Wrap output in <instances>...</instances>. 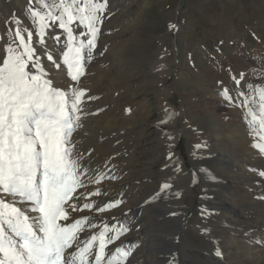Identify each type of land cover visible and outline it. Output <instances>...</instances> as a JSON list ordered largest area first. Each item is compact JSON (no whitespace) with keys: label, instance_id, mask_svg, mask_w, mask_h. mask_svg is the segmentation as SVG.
<instances>
[{"label":"rangeland","instance_id":"obj_1","mask_svg":"<svg viewBox=\"0 0 264 264\" xmlns=\"http://www.w3.org/2000/svg\"><path fill=\"white\" fill-rule=\"evenodd\" d=\"M120 1L134 3L137 0ZM96 2L106 3V8L102 14H98L100 19L96 22L98 32L93 49L106 51V48H100L105 36L108 38L120 32L132 21H127L124 28L118 27L113 19L115 16L113 0H96ZM144 2H147V7L141 9L139 5L133 14L136 18L141 12L134 30V45L130 52L126 53L135 64L134 70L141 80L140 90L144 92L141 101L144 108L141 114H143L137 116L136 112L137 117L134 118L131 126L132 131H138L136 137L138 144L133 145L132 141L130 147L136 150L137 153L134 154L138 157L139 163L138 171L130 176L129 185H134L138 181L141 184L143 199H149L156 194L155 201L146 204L147 212L151 213L150 219L154 221L161 212L159 204L166 203L171 196L166 189L163 193L159 192L169 177L163 170L168 167L167 162L171 154L176 155L177 163H183L181 167L183 171L191 173L195 170L203 184L207 183L202 173V168L205 167L199 162L200 159L207 158L209 168L216 173H222L221 182L214 193L215 200L212 201L226 208V198L234 200L230 205L235 207L238 213H242L235 221H242L244 217L248 219L244 215L250 210L260 213L258 217L253 216V219H262L264 209L261 208V203L252 204L240 195H236L237 198L231 197L233 193L228 188L232 175L226 161L238 160L240 157L233 152L234 143L225 133H220L223 128L217 127L215 116L212 113L199 114V110L194 106L198 105V108L202 106L201 110L205 107L210 110L213 108L212 111L217 110V115L224 121L230 115L233 104L238 107L239 97L245 98L246 105H252L251 109H255L254 112L249 110L250 114L256 115L261 110V104L264 102L260 100L256 89H264V55L256 58L255 54L258 51L264 53V0H140V3ZM59 3L60 0H42V2L33 0L32 3H29V0H0V63L5 57V49L9 43L18 51H23L19 48L20 42L15 40L17 25L9 23L18 19L24 41L28 42V32L31 31L33 34L31 46L35 57L40 59V64H46L44 58L48 40L43 45L40 43V37L36 35L39 24L34 22L27 9L32 8L46 15L48 9L44 5ZM55 14L60 15L59 11ZM43 23L50 25L51 22L45 19ZM71 27L74 29L76 40L83 36L81 32L87 33V29L79 27L78 22ZM44 32L50 34L51 43L55 46L52 50L59 48V44L62 46V43L67 42V35L59 29L58 23L43 29L42 35ZM55 36L60 37L59 41L53 38ZM156 59L158 68L153 70L151 64ZM235 79L240 80V85L235 83ZM156 80L161 82L157 84ZM152 85L157 86L156 88L161 85L159 89L165 87L168 91L165 100L163 99L165 106L169 108L165 117L160 114L161 110L159 111L157 96L152 91ZM211 87L214 92L209 93L207 89L210 90ZM225 88L232 98L231 102L218 99L217 94L221 90L224 92ZM238 93H243L245 97ZM112 97L116 96L112 94ZM124 97L118 98V103L124 104ZM216 99L219 102L216 103ZM110 105L112 106L113 103ZM133 110L135 111L134 108ZM134 111L132 113H135ZM242 117L243 121L239 120L244 124L247 117L244 114ZM184 131H190L189 135L183 134ZM216 131H220V134ZM134 136L135 133L130 135L131 138ZM186 136L196 139L193 142L195 151L192 152L198 155L195 159H192L186 151L189 142ZM196 145L201 147L197 149ZM125 163L129 164V160H125ZM121 164L122 161L118 163L119 166ZM247 167L245 165V168ZM242 173L243 175L246 173L243 177L247 180L255 175L249 170H244ZM197 198L198 192L192 186L180 201L182 203L180 211L184 213L183 231L188 241L182 239L181 245L186 250H193L192 257L198 252L210 251L213 246L211 238L196 228L197 217L202 211ZM224 249L229 254V264L244 263L243 244L234 242L231 247L224 246Z\"/></svg>","mask_w":264,"mask_h":264},{"label":"bare ground","instance_id":"obj_2","mask_svg":"<svg viewBox=\"0 0 264 264\" xmlns=\"http://www.w3.org/2000/svg\"><path fill=\"white\" fill-rule=\"evenodd\" d=\"M139 5L141 9H144L148 4L147 2L140 3V0L134 1V3L113 0L115 16L112 18L117 22V26L124 28L127 21L131 20L132 22L120 32L108 38L105 36L106 41H104L105 38L102 40L100 48H106V51L92 49L89 57L87 49H85V52L82 53L84 55V75L77 81L71 80L67 74V66L63 63V52L67 51L64 46L66 43H62V46L59 44L60 49L52 50L55 46L51 43L50 34L43 33V41L48 40V42L47 47L44 45L46 47L44 58L46 64H40L41 69L46 75L50 74L55 86L69 94L72 89L85 92L79 106L81 111L75 114L79 119L69 138L73 156L85 172V175L81 177L85 186L77 189L79 198L74 201L81 210L70 211V221H60V223L74 222V219L83 220L84 231L80 233L82 240L102 231L106 225H111L107 235L112 236L119 233V238L108 245L106 251L109 252V256L107 258H111V255L115 254L119 264H229V254L225 251L224 246L231 247L234 242L243 244L242 255L245 260L242 264H264V216L260 220L253 219V216L258 217L260 213L250 210L244 215L248 219L244 217L242 221H235L242 213H238L235 207L230 205L234 200L225 197L227 202L225 209L212 201L215 200L214 193L219 187L222 173H216L209 168L207 158L200 159L199 162L205 167L202 168V173L207 179V183L203 184L199 180L200 178L198 179L195 170L191 173L183 171L181 169L183 163H177L176 155L171 154L167 162L168 167L163 170L169 175L167 184L170 187L166 191L171 196L169 200L166 199L168 202L159 204L161 212L154 221L150 219L151 213L147 212L146 204L155 201L156 194L149 199H143L141 198V184L136 181L134 185H129L130 176L138 171L139 163L138 157L134 154L136 150L130 147L132 141L133 145L138 144V138H136L138 131H132L131 126L134 118L142 115L141 111L144 109L141 103L144 97V92L142 89L140 90L141 80L134 70L135 64L126 56V53L134 45V30L141 12L136 18L133 14ZM86 40L85 33L77 42L84 41L86 43ZM48 54L53 56V61L48 60ZM263 55L264 53L258 51L255 57ZM168 66L170 67V65ZM151 68L157 70V59L151 64ZM33 72H35L34 69ZM155 82L158 84L161 81L156 80ZM156 87L151 86L157 96L160 114L165 117L169 111V108L164 104V98L168 91L165 90V87L159 89L161 85L158 86L159 88ZM207 90L209 93L214 92L212 87ZM111 93L116 96V99L112 97ZM222 93L221 90L217 94L220 100L225 99ZM123 96H125L123 99L125 103H118V98ZM218 99L215 100L216 103L219 102ZM244 99L239 97L238 107L236 104L231 105L232 109L226 121L217 115V110L216 112L212 111L213 108L210 110L205 107L201 110L202 106L194 107L199 110V114L212 113L215 116L217 127L223 128L221 132L216 131V133H225L234 143L233 152L240 157L238 160H224L232 175L228 188L233 193L231 197L243 196L252 204L261 203V208L264 209V177L260 175L261 172H264V154L253 147V143H264L258 139L260 122L264 121V115L261 114V110L256 115L250 114L249 110L254 112L255 109H251L252 105L247 106ZM111 103H113L112 106ZM133 108L135 113H132ZM243 114L247 117L244 124L242 123ZM253 116L256 117L254 131L249 127ZM190 131H184L183 134L188 136ZM133 133L135 136L131 138L130 135ZM139 134L141 135V133ZM188 139L186 151L192 159H195L198 155L192 152L195 151L193 142L196 139L194 140L190 136ZM125 160H129V164L125 163V165ZM120 161H122L121 166L118 165ZM245 165L248 167L245 168ZM244 170H249L255 175L253 174L254 176L247 180L243 177L246 174L243 175ZM97 177H99L98 182ZM192 186L198 192L197 200L202 207L201 214L196 220V228L206 233L213 243L210 251L198 252L194 254L195 257H192L193 250H186L181 245V240L187 241V239L183 231L184 213L180 211V204H182L180 201L184 193L188 192ZM159 192L163 193L164 191L160 190ZM90 193L95 194L89 195ZM112 200L120 201L119 205L103 212L98 211L99 208ZM84 204H90L92 207L84 209ZM91 225H95V227H91ZM124 229L127 230L124 231ZM116 247H121L127 255L115 253ZM217 252L220 255H217ZM104 264H107L106 260Z\"/></svg>","mask_w":264,"mask_h":264},{"label":"snow or ice","instance_id":"obj_3","mask_svg":"<svg viewBox=\"0 0 264 264\" xmlns=\"http://www.w3.org/2000/svg\"><path fill=\"white\" fill-rule=\"evenodd\" d=\"M44 6L48 9L46 15L27 9L39 24L36 35L43 44L42 30L58 23L59 29L67 35L63 63L71 80L77 81L84 75L82 53L87 49V55L91 56L98 32V14L104 12L106 3L60 0L59 4ZM45 19L50 25L43 23ZM76 22L87 29L86 43L77 42L73 34L71 25ZM9 23L17 25L15 40L20 42L19 48L23 51L9 43L0 63V264H104L105 260L107 264H119L115 254L107 258L108 245L119 238V233L107 235L111 225L82 240L83 220L73 218L74 222L60 223L70 221V211L81 210L74 201L79 198L77 189L85 186L81 179L85 172L73 156L69 138L79 119L75 114L81 111L79 106L85 92L72 89L69 94L55 86L50 74L46 75L41 69L39 58H34L32 32H28L26 43L19 20ZM53 38L60 39L59 36ZM47 58L53 61L51 54ZM235 83L240 85V80L235 79ZM256 92L264 102V89H256ZM222 95L231 102L228 89L225 88ZM261 114L264 115V103ZM255 123L253 116L250 130L254 131ZM258 139L264 141V121L260 122ZM200 147L196 145L197 149ZM253 147L264 154V143H253ZM260 175L264 177V172ZM169 187L165 183L161 190ZM92 194L95 193L89 195ZM119 203L109 201L98 211ZM91 207L83 205L84 209ZM115 253L127 255L121 247H116Z\"/></svg>","mask_w":264,"mask_h":264}]
</instances>
